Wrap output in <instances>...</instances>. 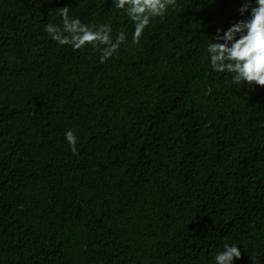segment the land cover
I'll use <instances>...</instances> for the list:
<instances>
[{
  "label": "trees",
  "instance_id": "1",
  "mask_svg": "<svg viewBox=\"0 0 264 264\" xmlns=\"http://www.w3.org/2000/svg\"><path fill=\"white\" fill-rule=\"evenodd\" d=\"M239 3L177 0L134 45L112 0H0V264H264V86L206 53ZM63 7L127 43L58 45Z\"/></svg>",
  "mask_w": 264,
  "mask_h": 264
},
{
  "label": "clouds",
  "instance_id": "2",
  "mask_svg": "<svg viewBox=\"0 0 264 264\" xmlns=\"http://www.w3.org/2000/svg\"><path fill=\"white\" fill-rule=\"evenodd\" d=\"M112 5L133 23L132 44H138L151 22L177 6V0H112ZM237 12L240 19L226 29H217L207 45V59L211 69L227 73L233 84L264 86V0H240ZM59 24L48 23L43 31L58 45L79 50L87 45L100 52L99 61L105 63L127 43V34L118 32L113 39L111 24L96 26L83 24L68 8H60ZM64 139L76 152L77 137L73 130ZM241 246L225 244L213 257V264H234L241 258Z\"/></svg>",
  "mask_w": 264,
  "mask_h": 264
}]
</instances>
